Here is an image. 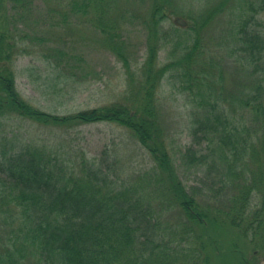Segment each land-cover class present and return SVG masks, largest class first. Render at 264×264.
Listing matches in <instances>:
<instances>
[{"label":"trees","instance_id":"trees-1","mask_svg":"<svg viewBox=\"0 0 264 264\" xmlns=\"http://www.w3.org/2000/svg\"><path fill=\"white\" fill-rule=\"evenodd\" d=\"M173 1L149 0L146 15H132L147 31L138 85L119 33L126 19L122 4L53 0L58 7L52 11L63 17L62 25H68L66 18H74L104 35L103 44L118 54L133 88L127 103L63 115L33 107L17 91L12 62L21 45L0 27V118L12 113L59 129L116 123L130 130L154 163L142 177L125 182L121 179L125 167L106 162L111 152L107 147L99 163L97 157L86 160L83 149L75 150L79 160L70 168L58 152L75 149L71 139L50 144L0 135V264H261L264 260V0H219L196 19L190 14L189 21L183 12L166 9ZM217 16L224 24L218 50L211 52L203 31ZM166 20L171 28L160 32ZM222 42L225 49H219ZM165 45L163 62L158 52ZM65 51L55 47L53 53L43 54L57 60L50 65L63 84L71 81L67 70L71 61L82 58L67 60ZM167 74L186 93L191 131L205 144V153L197 155L187 147L181 155L182 164L202 175L191 192L179 179L160 122L156 92ZM248 116L249 123L238 128ZM215 170L217 188L212 185ZM219 190L225 192L215 193ZM233 233L236 239L229 237ZM222 241L226 250L220 252Z\"/></svg>","mask_w":264,"mask_h":264},{"label":"rangeland","instance_id":"rangeland-1","mask_svg":"<svg viewBox=\"0 0 264 264\" xmlns=\"http://www.w3.org/2000/svg\"><path fill=\"white\" fill-rule=\"evenodd\" d=\"M218 1L175 0V2L169 3L166 9L169 12H172L171 10L183 12L185 14L183 16L186 17L184 20H188L187 17L190 14L196 19L200 11ZM118 3L122 4L121 9L125 11L126 16V19L121 22L122 27L119 33L124 41V48L130 55L131 72L135 74L133 82H138L139 85L141 75H139L138 67L145 60L147 31L138 20L132 19V15H141L142 13L146 15L150 3L149 0H118ZM57 7L53 0H26V2L0 0V27H5L21 45V50L16 53L12 62L17 91L33 107L59 115L115 102L127 103L126 97H130L133 91L132 81L126 68L117 57L118 54L110 50L105 43L103 44L104 35L101 32L82 23L81 20L66 18L68 25H62L63 17L52 11ZM119 9H115L116 14H119ZM188 18L190 19V17ZM223 24V17L217 16L215 22L208 25L207 31L206 29L203 31L204 38L209 41L207 46L211 52L218 50L217 40L222 33L220 29ZM170 25L171 21H163L159 26L160 32L162 29L163 31L169 30ZM188 34L191 35L190 31ZM23 35L31 39L21 40L20 37ZM220 44L219 49L226 48V43ZM55 47L66 50L65 59L67 60L77 56L82 57L80 60L74 58L75 62L71 61L72 66L67 69L72 74L69 76L71 81L66 84L61 82L62 79L54 65H50V62L55 64L57 60L52 59L53 56L51 59H47L43 55L53 53ZM18 48L20 47L18 46ZM167 48L166 45L159 48L158 57L163 62L167 57ZM65 71L63 70V72ZM156 97L160 122L167 131L169 150L174 159L179 179L186 190L191 192L193 187L199 186V177L202 175L197 169L182 164L181 155L187 147L194 148L197 155L206 152L203 139L198 133L191 131L192 127L188 116L191 103L187 102L186 93H182L177 83L168 74L161 79ZM11 114L8 113L0 118V135L5 134L8 137L14 135L18 139L35 138L50 142V144L55 140H61V138L71 139V145L76 146L75 149L64 154L58 152V155L70 168L74 167L76 161L79 160L74 154L75 150L83 149L86 160L91 161L97 157L94 160L99 163L102 161L101 151L105 147L111 149L106 162H117L118 165H122L120 167H125L121 175V179L125 182H132L137 177H142V174L147 173L154 165L147 150L141 146L130 130L122 125L100 122L59 129L39 126ZM249 121L250 117L248 116L237 127L242 128V124L249 123ZM212 174L214 175V173ZM218 181L215 170L212 185H217ZM220 192L222 195L225 191H215V193ZM229 237L237 238L235 233L230 234ZM218 238L221 239L220 236ZM220 247L222 249L217 248L220 252L226 250L224 241ZM212 252L213 255L216 253L214 250ZM259 259L263 260L260 256ZM261 264H264V260Z\"/></svg>","mask_w":264,"mask_h":264}]
</instances>
